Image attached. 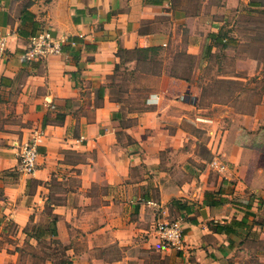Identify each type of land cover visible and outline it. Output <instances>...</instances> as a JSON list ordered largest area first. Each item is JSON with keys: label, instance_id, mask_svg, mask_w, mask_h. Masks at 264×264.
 I'll return each instance as SVG.
<instances>
[{"label": "crops", "instance_id": "crops-1", "mask_svg": "<svg viewBox=\"0 0 264 264\" xmlns=\"http://www.w3.org/2000/svg\"><path fill=\"white\" fill-rule=\"evenodd\" d=\"M222 1L0 0V100L14 96L21 120L0 131V264H264L263 106L226 123L206 116L172 65L222 37L212 25L204 45L206 18L264 6ZM43 27L66 36L61 52L26 58ZM121 70L134 86L114 82ZM133 87L141 102L129 108ZM36 128L27 174L17 150ZM171 218L179 250L155 231Z\"/></svg>", "mask_w": 264, "mask_h": 264}, {"label": "rangeland", "instance_id": "rangeland-1", "mask_svg": "<svg viewBox=\"0 0 264 264\" xmlns=\"http://www.w3.org/2000/svg\"><path fill=\"white\" fill-rule=\"evenodd\" d=\"M222 2L225 5L226 0ZM237 6L230 10L227 8L226 12L208 17L199 24V36L204 45L208 43L207 33L212 25L221 26V43H214L209 52H205V45L203 51L195 56L179 52L177 57L180 62L172 64L178 74L189 77L190 90L187 94L194 95L199 112L206 116L215 115L223 123L241 119L242 114H253L257 105L263 106L264 113V6ZM180 49L184 50V47ZM121 72L114 82L122 84L123 88L127 84L134 86L136 80H132V75L127 70ZM137 89L133 87L129 98L125 100V105L129 108L141 102ZM123 96L125 99V94ZM7 97V103L0 100V131H19L21 120L15 114L14 96ZM199 137L204 139L202 132ZM212 179L213 176L209 183L215 184L216 180ZM44 245L50 250L49 240ZM47 250L41 247L40 252L49 254ZM21 255L28 258L27 253ZM32 259L34 258H29Z\"/></svg>", "mask_w": 264, "mask_h": 264}, {"label": "built area", "instance_id": "built-area-1", "mask_svg": "<svg viewBox=\"0 0 264 264\" xmlns=\"http://www.w3.org/2000/svg\"><path fill=\"white\" fill-rule=\"evenodd\" d=\"M66 39V36L52 34L48 28L43 27L35 34L27 37L25 56L31 60H42L48 56L59 54ZM5 50V37L0 35V57ZM49 107H53V105L50 104ZM41 134L40 129L36 128L18 145V167L24 173L30 174L36 168L37 159L40 155L37 142ZM223 165L219 162L220 168H223ZM155 231L162 247L178 250L183 248L184 228L179 219L159 220L155 224Z\"/></svg>", "mask_w": 264, "mask_h": 264}, {"label": "trees", "instance_id": "trees-1", "mask_svg": "<svg viewBox=\"0 0 264 264\" xmlns=\"http://www.w3.org/2000/svg\"><path fill=\"white\" fill-rule=\"evenodd\" d=\"M209 36L214 41V43L219 44L223 41V37L216 36L214 33L209 34ZM210 50H211V43L206 46L205 52H207V51L209 52Z\"/></svg>", "mask_w": 264, "mask_h": 264}]
</instances>
